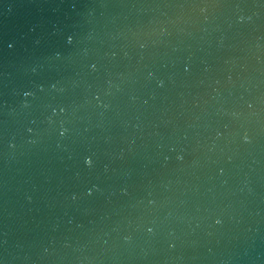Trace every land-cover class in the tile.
Instances as JSON below:
<instances>
[{
	"label": "water",
	"instance_id": "1",
	"mask_svg": "<svg viewBox=\"0 0 264 264\" xmlns=\"http://www.w3.org/2000/svg\"><path fill=\"white\" fill-rule=\"evenodd\" d=\"M0 264H264V0H0Z\"/></svg>",
	"mask_w": 264,
	"mask_h": 264
}]
</instances>
